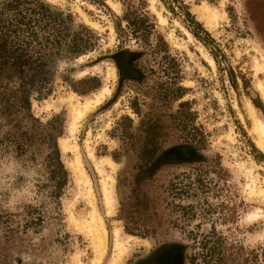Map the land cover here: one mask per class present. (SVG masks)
<instances>
[{"label":"rangeland","instance_id":"rangeland-1","mask_svg":"<svg viewBox=\"0 0 264 264\" xmlns=\"http://www.w3.org/2000/svg\"><path fill=\"white\" fill-rule=\"evenodd\" d=\"M11 1L0 0V7H17ZM41 5L63 31L59 52L47 57L49 83L32 96L31 113L62 131L58 146L70 180L53 200L44 187L47 146L36 141L20 156L12 125L0 121V208L12 220L11 231L0 229V264H77V258L92 264L98 257L87 228L93 209L62 139L79 146L108 233L101 264L115 256L117 230L127 250L121 264H138L159 242L180 244L186 264H231V254L238 264H254V249L264 247V198L250 195L247 172L256 192L264 191V153L250 135L247 104L264 122L258 88H264V0H36L31 8ZM203 8L219 12L216 28ZM80 37L90 48L72 54ZM121 54L133 62L136 79L121 77ZM105 89L110 93L72 136L75 109ZM181 145L194 147L199 161L152 170L161 152ZM88 147L103 163L102 176ZM107 177L111 214L102 193ZM33 209L42 221L25 228Z\"/></svg>","mask_w":264,"mask_h":264},{"label":"trees","instance_id":"trees-1","mask_svg":"<svg viewBox=\"0 0 264 264\" xmlns=\"http://www.w3.org/2000/svg\"><path fill=\"white\" fill-rule=\"evenodd\" d=\"M7 2L0 7V121L4 119L12 125V139L20 156L26 155L36 141L47 146L48 184L44 187L49 188L53 200H58L70 180L58 146L62 131L55 128L53 123L48 126L40 124L32 115L31 107L32 96L35 93L41 95L49 83L50 73L45 68L47 57L52 51L57 50L56 55L59 52V35L63 30L59 31V19L48 14L47 6L31 8L36 0H12L11 3H17V7L8 6ZM201 30L206 33L203 28ZM46 34L50 37L46 36L43 42L40 35ZM82 42L81 37L75 39L70 52L80 54L87 51L89 45H83ZM27 217L25 228H31L42 221L37 209H33ZM11 223V216L0 208V229L11 231ZM216 252V248L211 249L210 257ZM235 259L234 255H229L231 264H238ZM254 264H264V247L254 249Z\"/></svg>","mask_w":264,"mask_h":264},{"label":"bare ground","instance_id":"bare-ground-1","mask_svg":"<svg viewBox=\"0 0 264 264\" xmlns=\"http://www.w3.org/2000/svg\"><path fill=\"white\" fill-rule=\"evenodd\" d=\"M113 6L115 7V5ZM202 16L211 29L216 28V26L218 25V20L220 18L219 12L217 10L213 11V9L203 8ZM203 56L213 67H215L214 61L205 52H203ZM258 88L262 93L264 92V88L262 84H259ZM105 93H110V91L105 89L102 92H100L99 96L97 95L95 100L93 99L86 100L85 104H83L85 105L82 108L83 110L79 109L78 107L75 109L74 116L72 118L71 128H70V132L72 136H75V134L77 133L78 128L80 127V120L85 116L86 112L98 106V104L101 103V100H103L102 98L104 97ZM107 95L108 94H106V96ZM247 112H248L250 120L252 121V129L250 131V135L251 137H253V140L255 144L257 145V147L264 153V122H263V119H261L256 114V111L254 110L253 106L249 102L247 104ZM228 137H229V140L233 141L232 135ZM61 147L64 152L71 151L74 153L75 157L73 161L71 162L70 166L73 169V172L77 176L78 183L84 186L86 190L85 197L87 198L89 205L93 209L90 215V220L88 222L87 228L93 240L98 257L97 259L93 261L92 264H101L102 258L104 257L106 250H107L108 233H107L106 228L104 227V224L100 218V215L95 205L93 189L91 187V184H92L91 180L83 168V161L81 158V154L79 152L78 144H76V142L75 144H70L69 142H66L65 139H62ZM87 150H88V155L95 162L98 173L102 176L103 173H105L103 170V163L97 162V160L95 159L93 155L92 149H89L88 147ZM239 169L240 171L246 170L243 165L239 166ZM247 173H248L247 176H249V179H250V182L248 185V190H249L250 195H253V196L260 195L264 198V191H260L259 193L256 192L255 180L251 178L252 174L250 172H247ZM112 184H113V180L110 177H107V179L105 178L103 180V187L101 186L102 191H103L102 193L104 195L105 205L107 207L109 214L113 213L114 206H115L114 205L115 201L112 195L113 194ZM120 232L121 231L117 230L115 234V256L113 257L111 264H121L125 254H127L126 253L127 250L125 246L120 241ZM77 264H82L79 258H77Z\"/></svg>","mask_w":264,"mask_h":264},{"label":"flooded vegetation","instance_id":"flooded-vegetation-1","mask_svg":"<svg viewBox=\"0 0 264 264\" xmlns=\"http://www.w3.org/2000/svg\"><path fill=\"white\" fill-rule=\"evenodd\" d=\"M117 62L120 70V75L124 80H134L137 78L138 72L136 68L132 66L133 62L130 60V58H128V56H126L125 54H121V58L118 59ZM198 155L199 154L194 147L187 145L173 146L161 152L156 160V163L153 164L152 170L157 169L163 165L183 164L199 161L198 158L196 159ZM128 235L135 236L133 234ZM204 241L205 244L202 248V253H204L203 250L205 249V246L206 249L207 246H209L207 245L209 244L207 239H205ZM187 260L189 259L186 257L184 248L180 244L159 242L158 244H156L155 248H153V252H151L147 256H144L142 260L138 262V264H186ZM193 263H195V260Z\"/></svg>","mask_w":264,"mask_h":264}]
</instances>
